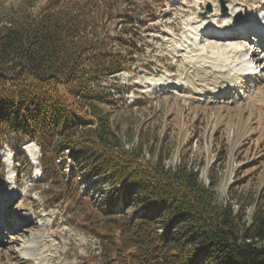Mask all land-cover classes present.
<instances>
[{"label": "trees", "instance_id": "1", "mask_svg": "<svg viewBox=\"0 0 264 264\" xmlns=\"http://www.w3.org/2000/svg\"><path fill=\"white\" fill-rule=\"evenodd\" d=\"M2 12L0 144L31 175L19 147L38 142L45 203L85 211L79 227L100 240L102 262L264 264L260 206L243 223L187 161L147 158L111 122L122 91L104 82L129 71L138 53L127 26L141 29L137 19L154 20L158 10L138 0H20ZM115 20L123 26L112 32ZM89 181L109 186L100 211L86 209ZM119 199L124 212L116 213Z\"/></svg>", "mask_w": 264, "mask_h": 264}, {"label": "rangeland", "instance_id": "2", "mask_svg": "<svg viewBox=\"0 0 264 264\" xmlns=\"http://www.w3.org/2000/svg\"><path fill=\"white\" fill-rule=\"evenodd\" d=\"M138 1L150 3L158 13L154 20L138 18L144 23L141 29L128 24L138 53L129 71L104 82L122 91L113 126L128 146H141L147 158L162 153L166 167L187 161L200 181L213 183L219 200L250 224L257 206L264 210V51L257 49L258 60L250 64L260 76L214 59L221 46L256 47L253 37L260 35L257 26L264 22V0ZM19 3L0 1V15ZM246 22L253 30H241L248 34L244 40L222 45L213 34L200 50L203 45L194 39L208 23L213 31L226 33L232 23ZM122 26L121 20L109 25L112 32ZM229 83L227 92L219 94ZM10 159L16 160L11 147L0 144V264H117L100 260V240L79 227L85 216L79 205L76 214H68L73 211L66 210L68 204L45 203L39 167L34 165L29 177L26 167L14 162L15 186ZM88 191L86 209L100 210L103 189ZM37 252L42 258L35 257Z\"/></svg>", "mask_w": 264, "mask_h": 264}, {"label": "bare ground", "instance_id": "3", "mask_svg": "<svg viewBox=\"0 0 264 264\" xmlns=\"http://www.w3.org/2000/svg\"><path fill=\"white\" fill-rule=\"evenodd\" d=\"M217 20L220 21L223 19L221 17H218ZM210 26L211 25L209 23H208V25H205V28H203L201 31L200 37L198 35V36H195V38H194L195 40H197L199 45H203V48H200V50L204 49L205 43L208 40L207 37H213V34L216 35L217 41L222 42L221 44L223 45L225 43L224 41H226V40L230 41L233 39H241V38H242V40H244L248 36V34L246 33L247 35L245 36L241 30H243L244 32H248V30H250L252 28V27L247 28V26H248L247 22L242 24V25L232 23L231 27H230V25L227 27V29L230 31L229 32L226 31V33H222L223 31H221V30H217L216 32L213 31L210 28ZM257 27H258V30L260 32H264V22H263V24H259ZM196 29L198 30V28H196ZM251 30H253V28ZM229 38H231V39H229ZM200 43H203V44H200ZM220 48H221V53L215 57V59H214L215 62H219L223 66L224 65L226 66L227 64H229V62H230V64L235 63V65H240L242 69H245V74H247V75H251V73L255 74L256 72H257L256 75H258L260 73L258 68L251 67V65H250L252 63H255V60L258 59L256 52H253L251 54L250 51L241 50L235 46H231V47L221 46ZM189 63H191V64L193 63L194 65H196V63H199V62L196 60L195 61L190 60ZM197 66L199 67L201 65L199 64ZM253 70H255L256 72H254ZM213 82L219 84L222 81H221V79H215V80H213ZM230 84L231 83L226 85V87H224L223 89L221 88V91L219 94L226 93L227 91H225V89H227V87ZM24 150L27 152V154L33 160V162L35 164H37V166H38L39 156H40V149H39L38 144L35 141H29L27 144H25ZM37 241L38 240H35V243ZM34 249L39 250V246L37 247L35 245ZM29 254L32 255L33 252L31 251ZM34 255H35V257H39V258L41 257L42 258V255L39 252L34 253Z\"/></svg>", "mask_w": 264, "mask_h": 264}, {"label": "water", "instance_id": "4", "mask_svg": "<svg viewBox=\"0 0 264 264\" xmlns=\"http://www.w3.org/2000/svg\"><path fill=\"white\" fill-rule=\"evenodd\" d=\"M225 10H226V7H225L224 4H223L222 11H225Z\"/></svg>", "mask_w": 264, "mask_h": 264}]
</instances>
